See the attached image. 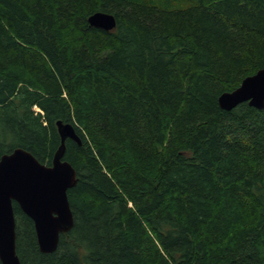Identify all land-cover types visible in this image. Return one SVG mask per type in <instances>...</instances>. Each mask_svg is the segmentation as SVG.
Wrapping results in <instances>:
<instances>
[{
    "label": "trees",
    "instance_id": "obj_1",
    "mask_svg": "<svg viewBox=\"0 0 264 264\" xmlns=\"http://www.w3.org/2000/svg\"><path fill=\"white\" fill-rule=\"evenodd\" d=\"M190 1L0 0V157L80 139L55 252L13 202L21 264H264V108L218 104L264 68V0Z\"/></svg>",
    "mask_w": 264,
    "mask_h": 264
},
{
    "label": "water",
    "instance_id": "obj_2",
    "mask_svg": "<svg viewBox=\"0 0 264 264\" xmlns=\"http://www.w3.org/2000/svg\"><path fill=\"white\" fill-rule=\"evenodd\" d=\"M89 25L111 31L116 26L114 15L97 11ZM242 103L256 109L264 108V68L245 77L240 85L218 97L221 109L230 111ZM60 144L51 165L40 163L30 152L14 148L0 157V262L21 264L16 253L13 202L34 224L37 243L42 253L56 251L59 237L73 227V215L67 191L77 183V173L63 160L66 139L80 142L74 126L56 122Z\"/></svg>",
    "mask_w": 264,
    "mask_h": 264
},
{
    "label": "rangeland",
    "instance_id": "obj_3",
    "mask_svg": "<svg viewBox=\"0 0 264 264\" xmlns=\"http://www.w3.org/2000/svg\"><path fill=\"white\" fill-rule=\"evenodd\" d=\"M189 4H190V5H191V4H194V1H193V0H192V1H190V3H189Z\"/></svg>",
    "mask_w": 264,
    "mask_h": 264
}]
</instances>
